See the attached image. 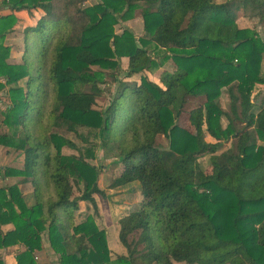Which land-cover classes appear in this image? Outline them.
I'll return each mask as SVG.
<instances>
[{
    "label": "trees",
    "instance_id": "16d2710c",
    "mask_svg": "<svg viewBox=\"0 0 264 264\" xmlns=\"http://www.w3.org/2000/svg\"><path fill=\"white\" fill-rule=\"evenodd\" d=\"M85 2L1 1L11 12L43 16L24 30L20 65L7 63L10 48L2 43L17 20L0 18V92L8 98L4 111L0 105L8 129L0 146L23 154L22 169L0 168L1 181L22 179L0 186V250L24 246L17 264H44L34 257L46 243L59 264H264V105L251 102L255 87L264 85V41L237 25L239 12L264 22V0ZM138 5L144 36L115 34L113 26L131 19ZM150 48L168 52L163 61L174 70L158 83L120 80L121 58L128 59L124 79L162 64L149 58ZM107 77L118 87L98 110ZM223 94L228 112L219 105ZM187 97L204 103L184 111ZM182 119L185 129L176 122ZM61 129L83 146L59 135ZM83 129L93 140L79 135ZM204 132L215 143H205ZM159 136L167 149L157 146ZM231 139L232 147L219 153ZM96 149L118 155L121 171L109 189L137 183L142 196L138 209L118 221L125 254L114 259L92 217L75 221L81 203L96 211L94 195L105 198L98 167L89 162ZM207 156L202 169L199 160ZM20 183L32 186L31 204ZM8 224L13 229L3 232Z\"/></svg>",
    "mask_w": 264,
    "mask_h": 264
},
{
    "label": "rangeland",
    "instance_id": "374dc122",
    "mask_svg": "<svg viewBox=\"0 0 264 264\" xmlns=\"http://www.w3.org/2000/svg\"><path fill=\"white\" fill-rule=\"evenodd\" d=\"M215 1L217 4H225V3H234L239 0H215ZM99 2L100 0H86L83 7H92ZM61 5L62 4L60 3L56 4V6L58 7H61ZM0 7L3 6L0 5ZM142 11H143L142 6L138 5L131 19L127 21L119 20V23L113 26L115 34L119 35L122 33L124 29H127L137 39L142 38L145 34L144 29L142 27L143 26ZM237 25L240 29H248L255 32L259 36V38L262 41H264V22L259 21V19L246 18L242 15V12H239ZM2 43L3 45L7 46L6 43H4V41ZM7 47L10 48L11 46L9 45ZM20 48L21 47L19 45V49ZM16 51L18 52L19 50ZM148 53L150 56L149 58L154 59L158 63H161L163 61V58L168 55V52L158 49L152 50V48L148 50ZM16 55H17L16 53L11 52V48H10V55L7 60V63L10 65H20L21 57L20 56L18 57ZM127 62H128L127 58H121L120 69L117 72L118 78L120 80H123L124 82H136L137 84H139L141 78L146 77L148 80L158 83L160 76L164 72H171L174 70V64L172 63V61L166 60L163 61L162 64L157 69H154L152 71L150 70L148 72H143L141 74L133 76L130 79H124V75L127 69ZM263 69H264V61H263ZM0 81L3 82L2 79ZM106 81L107 84L102 86V89H104L105 93L101 98L97 99V104L95 109L98 110L105 109L109 105L115 93V89L118 87V84L116 82H113V80L109 79V77H107ZM19 85L23 86L24 80L20 81ZM251 102L255 107L264 105V85L255 87V90L252 92L251 95ZM4 103L5 105L6 103H8V98L3 92L2 93L0 92V105L2 111H4L6 107ZM203 103H204L203 97H187L183 110L190 111L191 109H194L202 105ZM219 105L223 111L228 112L229 104L225 94H223L222 97L220 98ZM2 121H3V117L0 116V133L8 131V129L5 126H3ZM176 122L180 128H184V129L186 128L185 120L183 119L176 120ZM222 123L223 125H226V122L224 120H222ZM57 132L59 135L67 139H70L79 147L83 146L81 140L78 138L77 135L68 133L62 129L58 130ZM79 135L86 138L87 140H93V136L90 135L87 129L79 130ZM203 139L205 143H211V144L215 143V140L211 139L206 132H204ZM95 141L98 142L99 139H95ZM233 143H234V139H231L229 143H225L219 153L231 148ZM156 144L158 147L162 149L168 148V141L163 136L157 137ZM62 151L63 154L65 155H77L76 151L70 150L68 148H64ZM94 152L96 154V158H94L93 160H89V162L98 167L97 185H99L100 189L105 191V198L99 195H94V199L97 204L96 211L88 203H81L80 210L75 213V221L76 223L79 224L85 221L87 217H92L96 223V226L100 230H104L106 232L107 243L109 246L108 248L110 249L112 259H114L118 255H121V254H117L116 252L118 251L117 249H121L122 251H125L124 248L119 243L118 230H117V226L119 224L117 225V222L125 215L138 209L142 201V196L139 192V185L137 183H133L125 187H121L113 190L109 189V184L112 183L114 178L121 171V166L117 164L118 155L117 153H114V151H112L111 149H96L94 150ZM199 162L202 169L207 168L209 163L208 156L201 158ZM22 164H23V154L21 151H15V149L13 148H2L0 146V168L3 169L2 171H5L6 168L20 170L22 169ZM1 176L4 177V172L1 173ZM3 179L4 181H1V177H0V186L3 185L4 182L5 184L13 185L17 181L22 180L19 177H11V178L4 177ZM18 188L20 192L25 196L27 203L31 204L33 202L32 186L29 183H20ZM44 243H46V241ZM45 246L49 250V254L50 256H52L54 260L52 264H59L57 256L52 252L51 249L48 248L47 243L45 244ZM37 256L38 255L34 257V260L36 262L40 261ZM0 260H2V257H0ZM50 261H52L51 258Z\"/></svg>",
    "mask_w": 264,
    "mask_h": 264
},
{
    "label": "crops",
    "instance_id": "0c3cea01",
    "mask_svg": "<svg viewBox=\"0 0 264 264\" xmlns=\"http://www.w3.org/2000/svg\"><path fill=\"white\" fill-rule=\"evenodd\" d=\"M1 1L2 0H0V5H1ZM10 14H13L16 17L17 21L16 24L13 26L12 32H9L5 36L4 43H6L7 46L9 45L11 46L10 48L12 53L14 52L17 54L16 56L22 57L23 49H24V34H23L24 30L29 27H34L37 24L38 20L43 16V12L41 10H31V11L21 10V11L11 12L7 7H0V18ZM19 45L21 47L20 49H19ZM15 48L16 50L19 51L17 52ZM118 224L119 223L117 222V225ZM11 229H13L12 224L1 226V230L3 232H7ZM117 230L119 232V225L117 226ZM25 250L26 248L22 245L11 246L6 249L0 250V257H2V261L4 264H17L16 256L20 253H23ZM117 250H118L116 251L117 254L123 255L125 253V251H122L121 249H117ZM37 255H38L37 257L40 260L37 261L38 263L52 264L54 262L47 248L43 252L37 253ZM50 258L52 259V261H50Z\"/></svg>",
    "mask_w": 264,
    "mask_h": 264
}]
</instances>
